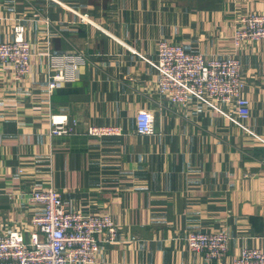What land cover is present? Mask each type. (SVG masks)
<instances>
[{
	"label": "crops",
	"instance_id": "crops-1",
	"mask_svg": "<svg viewBox=\"0 0 264 264\" xmlns=\"http://www.w3.org/2000/svg\"><path fill=\"white\" fill-rule=\"evenodd\" d=\"M255 12L264 0H0V43L22 23L34 50L21 80L0 65V233L29 238L40 211L29 192L54 187L70 209L117 223L96 264H231L243 248L264 250V40L238 50L253 134L194 98L173 104L140 56L155 59L161 40L232 53L240 18ZM48 51L86 53L79 78L50 90ZM139 110L156 134L137 132ZM53 114L80 132L50 136ZM92 125L123 133L83 134ZM191 231L226 232V258L191 252Z\"/></svg>",
	"mask_w": 264,
	"mask_h": 264
},
{
	"label": "built area",
	"instance_id": "built-area-1",
	"mask_svg": "<svg viewBox=\"0 0 264 264\" xmlns=\"http://www.w3.org/2000/svg\"><path fill=\"white\" fill-rule=\"evenodd\" d=\"M3 17L0 13V27ZM234 32L232 53L206 57L189 52L177 42L161 40L155 59L140 54L158 74V91L176 105H188L192 98L221 112L231 121L253 134L245 124L251 115V101L244 96L245 79L238 50L247 43L264 40V13H251L240 18ZM25 25L17 23L14 37L0 43V65L15 80L31 72L32 43L25 36ZM48 87L50 90L79 78L86 53L47 52ZM137 132L156 134L154 114L137 112ZM79 121L66 114H53L50 136L78 134ZM115 125H92L83 134L102 138L120 135ZM31 202L40 211L32 219L33 232L27 238L21 230L0 233V264H96L102 242H115L119 227L110 213H84L70 209L62 194L54 187L29 192ZM191 252L210 260H222L229 251L230 237L226 232L191 231L186 237ZM231 264H264V250L243 248Z\"/></svg>",
	"mask_w": 264,
	"mask_h": 264
},
{
	"label": "rangeland",
	"instance_id": "rangeland-1",
	"mask_svg": "<svg viewBox=\"0 0 264 264\" xmlns=\"http://www.w3.org/2000/svg\"><path fill=\"white\" fill-rule=\"evenodd\" d=\"M86 63H87V62H86ZM86 63H85V64H86Z\"/></svg>",
	"mask_w": 264,
	"mask_h": 264
}]
</instances>
